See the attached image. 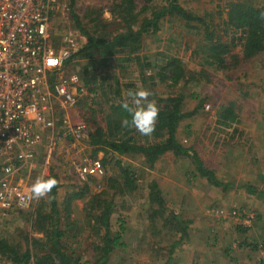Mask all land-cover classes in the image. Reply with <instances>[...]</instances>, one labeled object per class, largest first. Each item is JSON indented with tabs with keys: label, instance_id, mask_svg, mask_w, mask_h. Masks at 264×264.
<instances>
[{
	"label": "trees",
	"instance_id": "obj_1",
	"mask_svg": "<svg viewBox=\"0 0 264 264\" xmlns=\"http://www.w3.org/2000/svg\"><path fill=\"white\" fill-rule=\"evenodd\" d=\"M98 1H105V4L95 5L100 3L93 1L81 11L80 18L72 16L83 35V43L69 57L65 68L76 67L88 94L93 96L97 93L100 100L96 106L103 113V122L95 120L97 111L94 103L92 107L88 106L92 118L90 121L94 126L87 134L86 143L94 151L91 159H95L97 153H102L103 158L100 160L103 166L113 164L119 174L105 175V170L102 190L95 194L90 192L87 182L80 181L84 185L72 189L60 203L59 186L56 183L47 198L38 199L28 211L0 210L5 228L4 235L0 236V264H108L113 255L126 247L124 237L131 222H127V216L122 213L131 208L128 199L142 208V217L137 223L141 225L140 232L143 234L140 238L143 248L139 251L144 252L147 248L146 252L151 253L155 238H174L169 247L159 248L154 263H158L162 255L167 256L165 262L161 261L164 264H172L178 260V257H174L175 250L191 243L194 236L187 232L191 220L183 219L182 215L167 206V200L162 197L154 180L147 183L145 188H140L134 178V167L123 164L122 157H140L150 169L168 154L175 158L190 159L195 165L192 180L201 181L205 178L212 186L227 189V184L218 180L215 172L197 157L194 148L181 142L178 133L181 124L190 121L198 113L203 101L188 112L185 100L194 95L187 96L182 91L162 95L155 90L160 83L166 88H176L180 82L190 86L199 82L207 83L210 72L225 71L227 65L229 67L233 64L230 60H235L233 65L237 66L240 60L246 63V60L264 58V0H229L221 6L215 5V9L203 10L201 14L190 10L180 0ZM221 2L220 0L218 3ZM106 6L111 14L110 22L104 20ZM163 21L181 23L187 33L186 36L170 37L168 49H172L171 43L175 42L187 46L190 42L188 36L195 35L196 45L191 52L193 58L200 62L199 70H186L178 59L168 58L164 62L153 64L152 69L148 66L150 72L142 78L140 85L125 86L118 78L123 71L116 73V69L125 68L124 64L127 62L138 63L137 54L146 44L144 37L150 35V40H157ZM237 47L240 54L239 51L233 53ZM113 56L125 57L123 64L118 65L114 71L111 64L116 61L110 60ZM137 88L149 90V99L155 100L159 107L155 130L149 137L141 136L133 128L121 126V121L128 117L121 103L126 99L129 89ZM83 99H89V96L83 95L79 101ZM235 105V102L221 105L215 123L221 127V131L232 129L234 134H242V130L238 128L242 110L238 108L237 113ZM185 128L189 131L192 125L188 124ZM233 138L232 134L227 133L226 138L221 140L230 144ZM51 177L57 181L55 175ZM92 180L95 179H88V182ZM240 187L249 195L260 197L264 201V187L259 183L246 182ZM138 190L141 195L137 199L135 192ZM82 198L85 199L84 204L78 215L80 217H77L80 220H75L72 216L75 210L73 201ZM230 210L231 213L237 212L236 208ZM254 214L258 222L264 218H259L258 213ZM14 215L24 219L21 220L23 227L18 226L14 231H18L17 235L23 237V241H17L6 229L9 221L7 217L12 219ZM236 229L249 231L250 228L237 223ZM87 231L92 239L88 246L92 256L90 259H83L79 254L75 256L73 243L68 245L64 241L70 243ZM144 232H147V237ZM251 246L260 256L264 255L263 246L258 247L255 243ZM256 263L264 264V261L261 262L260 259Z\"/></svg>",
	"mask_w": 264,
	"mask_h": 264
},
{
	"label": "rangeland",
	"instance_id": "obj_2",
	"mask_svg": "<svg viewBox=\"0 0 264 264\" xmlns=\"http://www.w3.org/2000/svg\"><path fill=\"white\" fill-rule=\"evenodd\" d=\"M70 1L72 0H60L58 11L51 18L49 37L52 46L56 45L68 31H73L82 44L83 35L72 16L77 15L80 18L81 11L93 1L100 3H95V5L105 4V1L99 2L98 0ZM219 1L180 0L190 10L200 14L203 10L215 9V5L220 4L221 6L223 3L229 2V0H221L222 2L218 3ZM72 4H74L73 8ZM64 7L66 10H63ZM108 10L109 7L106 6L103 16L105 21L110 22L111 14L108 13ZM225 12L226 9H224V16ZM161 30L157 40H150V35L144 37L143 40L146 44L137 54L138 63L127 62L124 64L125 68L116 69L118 71L116 73H119L120 70L123 71L118 78L125 86L140 85L142 78L150 72L148 66L152 69V66L154 68L153 64H159V61L164 62L168 58L178 59L186 70H199L200 62L193 58L191 52L196 45L195 35L188 36L190 42L187 46L178 45L175 42L171 43L173 48L168 49L167 44L171 42L170 37L186 36V30L183 24L176 22L171 24L170 21H163ZM237 51H239V47L235 48L233 53ZM124 58V56L111 57L110 60L116 61L111 64L114 66L113 71L118 65L123 64ZM230 61H233V64L235 62V60ZM245 62L240 60V64L237 66L232 64L228 67L227 65L225 71H211L207 83L199 82L190 86L180 82L176 88H166L160 83L155 90L162 95L177 94L179 91L187 96L194 95L185 100L188 112L196 108L201 100L203 101L198 113L190 121L182 123L178 133L181 142L185 146L193 147L197 157L204 162V165L215 172L218 180L227 184L226 190L222 187L212 186L205 178L201 181L192 180L191 176L195 165L190 159L175 158L168 154L157 161L153 169H150L143 164V159L140 157H122L123 164L134 167V178L140 188H145L147 183L154 180L162 197L167 200V206L182 215L183 219L191 220V224L187 227V232L194 235L191 243L179 246L175 250L174 257H178V260L172 264H258L256 262L260 259L261 262L264 261V255L260 256L251 246L255 243L258 247L263 246L264 249V220L260 219L261 222H258L254 214L258 213V217H262L264 201L260 200V197L249 195L246 190L240 187L246 182L254 181L264 187V58L246 60ZM67 70L77 72L76 67L72 66H69ZM67 70L65 71L67 72ZM85 90L90 96L87 89ZM97 95L96 93L89 99L80 100L75 108L73 107L67 112L68 118L73 124L85 123L89 127L88 132L94 129L90 121L92 118L88 106L92 107L94 103L97 111L95 120L103 122L101 121L103 113L98 111L99 108L96 106V103L99 104L100 101ZM228 102H235L237 113L239 112L238 108L242 110L238 125L242 134H234L232 129L221 131V127L215 123L220 106ZM188 124L192 125L189 131L185 128ZM227 133L234 137L230 144L223 143L221 140L226 138ZM235 142H239V144H234ZM86 143L87 137L77 143H72L70 140L64 142L61 139L56 142L53 158L46 170V176L48 175L46 178L52 175L56 176L60 203L64 201L63 198L68 193L72 192V189L84 185L74 171L75 164L79 160H88L94 156L93 148ZM63 144L66 148L63 147ZM71 145H75L76 148L73 149ZM43 154L44 152L40 150L37 158L38 165L32 170V175L43 170L40 167ZM95 157L102 160L103 154L99 152ZM106 167H104L107 170L105 175L119 174V170L113 164ZM93 179L95 180L83 182H87L90 192L95 194L102 190L103 183L102 177ZM234 185L236 186L234 187ZM139 194L141 195L140 190L135 192L137 199ZM44 198H47V195ZM37 200L35 199V202ZM84 200L82 198L73 201L75 210L72 216L75 220H80L77 217H80L78 215H80ZM128 200L131 208L122 213L127 216V222H131L124 237L126 247L122 252L113 255L108 264H164L161 261L167 260L166 255H162L158 263H154L158 250L162 246L169 247L175 239L155 238L151 253L146 252L147 248L144 252L139 251L140 248H143L140 239L143 234L140 232L141 225H137V223L142 217V208L138 207L136 203L132 204L130 199ZM230 208H236L235 215H232ZM2 218L0 214V236L5 233ZM10 219L7 217L9 221L6 229L16 237L17 241H23V237L17 235L18 231L14 232L16 227H23L21 222L24 220L23 217L14 215ZM237 223L248 226L249 231L237 230ZM144 235L147 237V232H144ZM89 237L90 233L87 231L77 239L71 240L70 243L64 242L68 245L73 243L72 248L75 251V256L79 254L83 259H90L92 253L88 246L92 239ZM161 240L162 242L158 244Z\"/></svg>",
	"mask_w": 264,
	"mask_h": 264
},
{
	"label": "built area",
	"instance_id": "obj_3",
	"mask_svg": "<svg viewBox=\"0 0 264 264\" xmlns=\"http://www.w3.org/2000/svg\"><path fill=\"white\" fill-rule=\"evenodd\" d=\"M59 4L60 0H0V210L3 211L30 210L35 203L31 185L38 177L48 176L46 170L57 140L77 143L88 134L85 123L73 124L67 115L87 95L77 72L65 68L69 57L80 48V40L73 31H68L56 45L50 44V22ZM63 147L66 148L64 144ZM40 150L44 152L40 164L43 170L32 175ZM75 173L80 181H86L102 177L105 169L98 158L84 159L75 164Z\"/></svg>",
	"mask_w": 264,
	"mask_h": 264
},
{
	"label": "clouds",
	"instance_id": "obj_4",
	"mask_svg": "<svg viewBox=\"0 0 264 264\" xmlns=\"http://www.w3.org/2000/svg\"><path fill=\"white\" fill-rule=\"evenodd\" d=\"M151 92L144 88L129 89L127 97L121 107L128 113V117L121 121V126L133 128L141 136L149 137L155 130L159 107L155 100H150ZM57 181L53 177H38L31 185L33 199L46 196L55 187Z\"/></svg>",
	"mask_w": 264,
	"mask_h": 264
},
{
	"label": "crops",
	"instance_id": "obj_5",
	"mask_svg": "<svg viewBox=\"0 0 264 264\" xmlns=\"http://www.w3.org/2000/svg\"><path fill=\"white\" fill-rule=\"evenodd\" d=\"M38 155H39V154H38ZM262 216L264 217V214H262ZM262 220H264V218H263Z\"/></svg>",
	"mask_w": 264,
	"mask_h": 264
}]
</instances>
